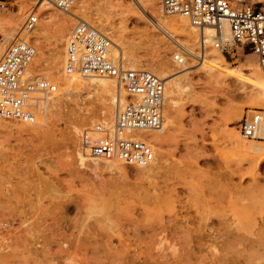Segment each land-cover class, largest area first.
Wrapping results in <instances>:
<instances>
[{
	"label": "rangeland",
	"instance_id": "374dc122",
	"mask_svg": "<svg viewBox=\"0 0 264 264\" xmlns=\"http://www.w3.org/2000/svg\"><path fill=\"white\" fill-rule=\"evenodd\" d=\"M1 1L8 8L0 11V56L38 9L31 37L38 52L32 64L39 65L31 73L61 72L49 79L59 90L33 123L0 118V264H264V149L242 146L264 139L240 131L247 115L264 116V104L253 99L264 93L259 64L243 63L256 59L251 49L235 45L211 67L201 60L197 31L192 56L175 27L171 36L153 24L172 25L179 16L165 13L160 0H76L70 11H43L40 0ZM73 13L118 42L128 68L181 82L173 108L167 84L172 123L151 141L150 165L118 166L82 145V136L102 135L96 121L114 115L110 94L93 92L91 79L62 94L71 75L66 42L80 21Z\"/></svg>",
	"mask_w": 264,
	"mask_h": 264
},
{
	"label": "built area",
	"instance_id": "2783aa9c",
	"mask_svg": "<svg viewBox=\"0 0 264 264\" xmlns=\"http://www.w3.org/2000/svg\"><path fill=\"white\" fill-rule=\"evenodd\" d=\"M61 11H70L76 0H51ZM165 13L183 15L200 34V54L208 45L231 53L238 45L256 55L264 77V0H161ZM7 3L0 0V11ZM39 23L31 11L22 26V38L12 41L0 56V118L21 123L36 119L38 94H53L59 85L53 80L28 74L37 47L29 36ZM229 26V33L225 27ZM212 29L208 35L206 30ZM111 38L94 25L78 22L66 43L65 70L86 77L116 78L127 92L128 102L117 109L113 122L96 121L94 131L102 135L82 136V145L92 158L118 160L129 167L147 166L156 150L139 131L161 130L165 119V80L149 69H125L110 55ZM176 58H179L178 56ZM181 59V58H179ZM246 116L240 131L255 138L262 121L261 110Z\"/></svg>",
	"mask_w": 264,
	"mask_h": 264
},
{
	"label": "bare ground",
	"instance_id": "6f19581e",
	"mask_svg": "<svg viewBox=\"0 0 264 264\" xmlns=\"http://www.w3.org/2000/svg\"><path fill=\"white\" fill-rule=\"evenodd\" d=\"M79 4V2H78ZM76 4L75 5V9L78 11L79 9L77 7H80L84 9V7L82 5H78ZM160 4H161V9H163V5H162V2L160 0ZM53 2L51 0H40L39 1V4H38V7L37 8H41V7H44L42 10L43 11H48L51 9V7L53 6ZM38 10V9H37ZM83 11V10H82ZM164 11V9H163ZM80 12V11H78ZM73 16L75 17L74 19H77V20H80L79 22H82V21H85L87 22L85 19H83L82 17L78 16L77 14H74L73 13ZM175 23H173L172 25H167L166 23L164 22H161V21H157L154 19L153 21V24L156 25L157 28L160 29V31H163L165 33H168L170 34L171 36H175L174 35V31L175 30H172L173 27H175L179 33L184 36L186 38V41L183 43L184 46H186L187 48V51L189 54H191L193 56V53H194V49H193V39L195 37V33L196 31L198 32L199 34V31L193 27L190 22L188 21V19L183 16V15H179L177 20L174 21ZM89 23V22H88ZM152 24V25H153ZM95 27H98L99 29V26L98 25H95ZM100 30V29H99ZM34 32V31H33ZM32 32V33H33ZM225 32L228 34L229 33V26L227 25L225 27ZM31 33V34H32ZM208 35H211L213 34V30L212 29H208L206 30V32ZM31 34L29 35L31 37ZM106 34V33H105ZM22 33H21V28L19 31H17L15 33V35L13 36L12 41L14 40H18L20 38H22ZM32 38V37H31ZM111 38V37H110ZM199 38H200V34H199ZM67 39V38H66ZM112 40V39H111ZM68 41V39H67ZM176 41L178 42L179 39H176ZM67 43V42H66ZM208 47H211L210 45H208ZM208 50H205V53L201 54L202 57H201V60H203L204 62L206 61H209V63L211 64V67L214 66V67H219L220 66V58L221 59H225V53H223L221 50L219 49H216L214 47H211V52H207ZM230 52H234V49L232 48L230 50ZM126 50H125V54H126ZM38 54V52H37ZM37 54L35 56V58L37 57ZM115 55L116 57L120 58H115L113 55ZM254 54V53H253ZM110 55L111 57L114 59V61H116V63H119L123 68L125 69H130L127 67L126 65V62L123 60V56L124 55V48L122 46H120V44L116 41H113L112 40V45L110 47ZM184 57L182 55H175V58L176 57ZM34 58V60H35ZM179 58H176V59H179ZM125 59V57H124ZM33 60V62H34ZM178 61H183L182 58L179 59ZM32 62V63H33ZM226 62V61H225ZM258 62V61H257ZM30 65L29 67V70H28V74L29 75H32V70L34 67L38 66V60L35 61L36 64H32ZM259 64V63H258ZM256 65V64H255ZM223 66V65H222ZM260 67V66H259ZM138 69H141V68H138ZM143 69H146V68H143ZM163 69V67H162ZM215 69V68H214ZM211 70V69H210ZM261 70V69H260ZM66 71V70H65ZM61 71L60 70H57V71H52L51 70V74L49 73H46L45 77L48 78V79H51L55 76H58L59 73ZM67 72V71H66ZM68 73V72H67ZM163 73V72H162ZM262 73V72H261ZM68 74H71L70 76H66L64 78V84L68 86V90L69 91H66L64 93H62L63 95H66L68 92H70V90H72V85L73 84H82L84 83L86 80L88 79H91L92 83L90 84V87H92V91L93 92H104V93H109L110 96H111V104H112V111H111V114H113L114 118L116 116V113H117V109L120 108L121 106H123V104H125L126 102L129 101L128 97H127V94H126V91L125 89L123 88L122 84H120V82L116 79V78H107V77H99V76H95V77H86L84 76L83 74H81L80 72L76 71V72H73V73H68ZM219 74V73H218ZM223 74L224 76L226 77H231L232 75L227 72V71H223ZM255 74L257 76V80L260 81L261 83H263V80H262V76L259 72V70L257 69L255 71ZM158 75V74H157ZM234 75V74H233ZM33 76V75H32ZM160 76V75H158ZM36 77H38L36 75ZM162 79L165 80V84H166V92H165V111L167 109V102H168V97H167V84H168V87H169V90H168V93H170V100L172 101L171 103V106L172 108L175 107L177 105V102L178 100L177 99V95L176 93L178 92H181V90L183 89L182 85H181V82L179 80H174L172 81L170 78H169V75L165 76L164 78L162 76H160ZM39 78H42V77H39ZM264 78V77H263ZM56 80V79H55ZM229 81V80H228ZM226 83V82H225ZM77 86V85H75ZM187 88V87H186ZM257 88V87H256ZM41 94V93H40ZM71 94V92H70ZM68 94V95H70ZM44 96H38V99H37V111H36V114L39 112L40 110V106H41V103L43 102V109L44 111H46V109L48 108V104L51 103V99L52 97L51 94H43ZM72 95V94H71ZM67 96V95H66ZM253 99L256 100L258 103L260 104H264V93H261V94H255L253 95ZM65 103V102H64ZM115 107V112H113V108ZM262 113V121H261V124H260V128L255 136V138H247V139H256V138H263L264 139V116H263V112L261 111ZM114 118L112 119V121L110 122H113L114 121ZM105 122H109V121H105ZM171 123H172V120H171V117L169 115H166V112H165V119H164V124H163V128L161 130H150V131H139L137 132V137H146L150 142H154L156 140H159L160 138H162L164 136V130L165 129H168L170 126H171ZM157 131V132H155ZM158 132H161V133H158ZM163 132V133H162ZM97 135L99 136V132H96ZM242 135V134H241ZM246 138V137H244ZM153 144V143H152ZM154 145V144H153ZM242 146H244V149L246 151H249V152H255V153H258V152H261L263 151L264 149V144H262L261 141H255V140H248L247 142H245L244 144H242ZM155 147V145H154ZM103 161H109L111 163H117L118 166H122L123 163L118 161V160H103ZM152 163V162H151ZM150 165V164H149ZM127 166V165H126ZM129 167V166H128ZM119 189V188H118ZM142 192V191H141ZM134 194V193H133ZM138 196V195H137ZM149 204V203H148ZM210 217V216H209ZM162 232V231H161ZM211 232V231H210ZM164 233H166L164 231ZM168 233V232H167ZM161 234V233H160ZM214 234V233H213ZM166 235V234H164ZM163 236V234L161 235ZM167 236V235H166ZM159 237V234L158 236ZM201 235L198 234L195 236V238L193 240H191V242H197L199 239H200ZM163 238V237H162ZM161 238V239H162ZM165 239V237L163 238ZM169 240V238H168ZM196 240V241H195ZM158 241V240H157ZM162 241V240H161ZM165 241V240H164ZM171 242V241H170ZM156 243V242H155ZM168 243V242H167ZM158 244V243H157ZM164 245V243L161 242L160 245H158L157 247H162ZM164 247H166V245H164ZM168 247V246H167ZM169 248H171V250L175 249V245L173 244H170L169 245ZM163 249V248H162Z\"/></svg>",
	"mask_w": 264,
	"mask_h": 264
},
{
	"label": "crops",
	"instance_id": "0c3cea01",
	"mask_svg": "<svg viewBox=\"0 0 264 264\" xmlns=\"http://www.w3.org/2000/svg\"><path fill=\"white\" fill-rule=\"evenodd\" d=\"M250 62H257V58H256V59H251V60H246V61L243 62V63H250Z\"/></svg>",
	"mask_w": 264,
	"mask_h": 264
}]
</instances>
